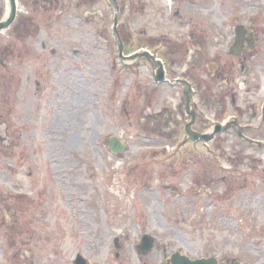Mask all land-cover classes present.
<instances>
[{
    "label": "rangeland",
    "instance_id": "374dc122",
    "mask_svg": "<svg viewBox=\"0 0 264 264\" xmlns=\"http://www.w3.org/2000/svg\"><path fill=\"white\" fill-rule=\"evenodd\" d=\"M154 1L161 27L153 35L161 36L148 50L160 58L163 35L191 33L200 50L204 35L203 44L223 53L234 24L264 16V0H194L171 18L172 1ZM117 2V34L130 56L148 45L149 1ZM17 5L16 21L0 33V264H75L78 256L87 264H166L165 251L170 260L181 253L264 264V151L230 132L207 144L187 140L183 87L155 86L146 58L120 59L107 0ZM5 14L0 0V21ZM207 57L201 63L216 72L217 57ZM181 63H168L167 78L190 80L193 128L205 132L235 107L229 100L222 115L208 91L219 95L227 84L197 78L189 58ZM236 77L253 96L243 104L236 84L237 106L258 110L264 69ZM112 137L126 144L119 155L109 150ZM145 234L155 246L144 255Z\"/></svg>",
    "mask_w": 264,
    "mask_h": 264
},
{
    "label": "flooded vegetation",
    "instance_id": "af4514ba",
    "mask_svg": "<svg viewBox=\"0 0 264 264\" xmlns=\"http://www.w3.org/2000/svg\"><path fill=\"white\" fill-rule=\"evenodd\" d=\"M148 1L149 2L145 3L143 7V13L145 14L144 18L146 17V23H148V29H147L148 32L146 36V41L148 42V45L147 47H145L146 49H139V51L143 50L149 52L152 56L156 57L157 60H160L163 63H165L164 67H165L166 75L168 71H170V73L172 71V67L171 65H168V63H173L172 66L174 67L178 63L177 67H180L182 65L181 62L184 59L189 58L190 62L196 63V69L201 71L200 74L198 72L196 73L197 78H203L204 77L203 74L205 73L207 75H210L213 81L223 80L227 85L222 87V89H220L219 87V93H220L219 95L221 96L216 95L214 90L212 91L211 87H209V91H208L209 97L210 99L213 100V102L216 103L218 101L219 103H221L222 115L224 114L225 110L228 107L229 100L231 101V105H232L231 108L234 109L235 107V110H233L234 113L228 116L225 120H221V121L213 120L214 122L213 126H217L220 124L228 125L229 126L228 132L236 136L238 140H243L245 143L249 142L250 144V142L255 143L257 141L264 142L263 137H256L257 133H261L264 131L263 129H260L261 128L260 125H264V100L261 102L258 110L256 109L254 110V108L251 105L250 107L246 106L248 109H244L240 105L237 106L239 97L236 95V84H238V88L241 89V91L244 93V97L240 98L243 104H246V102L248 103L249 99L253 98V96L249 94L250 93L249 87H246V83L242 82L239 78L236 77L237 71L238 73L240 71H243V77H247L248 74L253 73L254 67H258L260 70L264 69V21L261 20L264 19V16H258V18L252 17L248 21L247 25L242 23L234 24L232 29L228 33L227 44L223 45L220 42L219 46L224 48L223 53L221 51H218L220 48L218 46H215L214 44H213V48L211 45H208L209 44L208 42L207 45L203 44L208 39V37H205L204 35L201 36L202 39L201 50L196 48L198 47V44H193L194 36H192L191 33H188L186 37H185L186 34L180 35L178 40L172 38H166L167 36L163 35V43L166 52L163 54L161 52L162 55L161 57L162 59H161L160 56L156 55V53L152 54L148 50L157 45L159 41L157 40V38L161 36V35H157V36L153 35L154 30H158V32L160 33V29L158 28L161 27V25L160 24L158 25L156 22L155 14L157 13V7H158L157 3L154 0H148ZM170 1H172L173 6L171 8L172 9L171 15L168 14L169 18L172 17L173 13H174L173 16L179 17L180 14L184 12V9L189 4L194 2V0H170ZM107 2L110 4L108 0ZM194 41L198 43L197 40ZM191 46H193V50ZM42 47H43V51H45L46 48L44 47L43 44ZM209 54L212 56V59H214V56L217 57L216 59L218 63H215L214 61V63L218 65L217 69L215 70L216 72H208V70L204 67V63H201L205 61L204 59H207L209 61L210 57L206 58V56H209ZM226 56L233 57L235 61H230L229 63H226L224 61L225 60L224 57ZM208 64L209 62L205 63V65ZM197 78H194V83L198 87V89L201 90L202 88L201 86L204 83H202ZM173 80H175V78ZM165 83H169V82H165ZM157 85L158 84L155 82V86ZM263 92H264V88L262 89V93ZM194 111L196 113L195 109ZM249 118L255 119V122L259 123V125L256 123L255 124L246 123V120H249ZM196 120H197V114H196ZM253 126L256 127L259 126L258 130L253 129L254 128ZM221 135L223 134L217 135L214 138V140L219 138ZM164 255H165L164 259L166 264H171L168 261V256L166 254V251ZM211 258L212 257H210V259ZM216 261L217 264H220L217 258ZM227 264H229V262H227ZM231 264H237V263L233 262Z\"/></svg>",
    "mask_w": 264,
    "mask_h": 264
},
{
    "label": "water",
    "instance_id": "95a60500",
    "mask_svg": "<svg viewBox=\"0 0 264 264\" xmlns=\"http://www.w3.org/2000/svg\"><path fill=\"white\" fill-rule=\"evenodd\" d=\"M111 4L115 8V19H114V33L116 37V41L118 43V49H119V57L120 59L124 61H134L139 58H146L148 59L153 66L154 69V78L156 83H162L167 81L166 76H165V71L164 67L161 61L157 60L155 57H153L149 52L143 51L141 53H137L135 55L131 56H125L124 55V46L122 41L120 40L118 34H117V25H118V5L116 3V0H110ZM5 6H6V15L2 21H0V32H4L8 30L13 23L16 20L17 17V0H5ZM181 84L184 88V96L186 100V112L188 115L191 117L190 123H188L185 127V133L188 136V138L194 142H203V143H208L213 140L215 135L220 134L222 132H225L228 130L229 126L227 127H222V126H216L213 133H199L193 129V126L196 123V113L194 109L192 108L191 104V99L193 95V89L192 86L188 81L185 80H178L172 82V84ZM241 132V131H240ZM260 148L264 149V144L261 142H255ZM126 149V144L122 143L117 137H112L110 139V144H109V150L113 154H120L124 152ZM119 239L115 240V247H119ZM155 241L152 239L151 236L149 235H143L141 244L139 246V251L142 254H148L150 253L153 248H154ZM171 264H217L216 259L211 258V259H198V260H191L190 258L183 256L180 253H175L172 255L171 260L169 261ZM75 264H87L84 258L81 256L77 257V260Z\"/></svg>",
    "mask_w": 264,
    "mask_h": 264
}]
</instances>
